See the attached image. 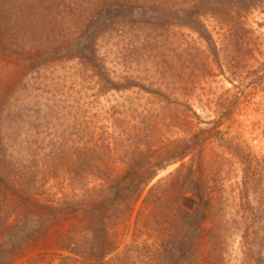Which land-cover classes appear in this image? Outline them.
<instances>
[{
	"label": "rangeland",
	"instance_id": "obj_1",
	"mask_svg": "<svg viewBox=\"0 0 264 264\" xmlns=\"http://www.w3.org/2000/svg\"><path fill=\"white\" fill-rule=\"evenodd\" d=\"M101 1L0 0V50L4 53L0 56V167L15 175L14 184L20 191L24 182L19 178L32 174L39 177L44 163L56 156L58 180L63 186H73L68 181L75 180L74 176L66 174V168L73 169L78 163L69 158L71 153H79L76 147L85 146L87 153L106 149L109 144L114 153H119L132 134L151 131L155 138L160 134L164 141L156 155L141 157L134 163L108 162L113 177L121 182L139 168L154 166L155 157L168 153L173 146L172 137H191L189 156L160 172L133 210L114 223L110 233L115 236L117 257L131 254L136 247L132 245L147 235L154 240L155 234L151 236L145 226L148 210L142 199L152 185L175 175L179 176L181 206L188 212L200 208L201 187L217 195L213 202L216 206L206 214L217 223L221 215L226 231L216 244L210 245L211 253L202 252V264H255L254 253L258 255L261 249L254 243V236L264 239V0H253L246 14L234 11L242 19H229L223 9L222 24L208 21L217 54L209 51L197 33L176 28L182 25L178 15L181 9H194L190 13L202 20V8H183L195 0H165L162 6L167 13L161 20L160 14L155 15L157 20L152 24L169 25L164 37L173 41L166 44L173 48L170 53L165 47L157 45L156 51L150 45L149 35L160 39L161 32L157 30L142 33V29H132L120 34L122 23L132 20L133 28L152 21L142 20L137 14L131 20L130 15L119 20L113 17H119L117 8H109L108 15L102 10L105 0ZM120 1L133 4L137 11L139 5L150 1L157 4V0ZM217 2L214 1L216 6ZM83 31L93 35L94 49L113 78L131 77L151 89H162L161 97L133 89L104 92L75 61L40 70V49L60 47ZM127 43L141 44L146 49L133 56L126 51ZM16 56H32L37 59L36 65L27 66L14 60ZM148 112L158 117L154 119ZM101 125L108 136L99 130ZM155 138L150 140H159ZM97 143L101 144L96 147ZM99 164L102 162L88 163L93 170ZM56 180L53 177L47 185L60 198L68 189L58 188ZM110 192L103 189V195ZM100 194H93L91 199ZM81 196L78 194L76 199ZM34 219L7 226L4 245L23 239L25 226L37 227ZM84 220L93 228L98 225ZM71 223L70 218L60 214V220L48 224L45 239L28 244L24 254L10 264H48L50 247L57 246V239H64ZM81 260L95 263V258L87 256Z\"/></svg>",
	"mask_w": 264,
	"mask_h": 264
},
{
	"label": "trees",
	"instance_id": "obj_2",
	"mask_svg": "<svg viewBox=\"0 0 264 264\" xmlns=\"http://www.w3.org/2000/svg\"><path fill=\"white\" fill-rule=\"evenodd\" d=\"M163 1L165 0H157V4L150 1L146 5H139V2L138 9L140 10L138 12L137 8L132 6L133 4H128L129 2L105 0L102 10L107 11L109 15V10H111L109 8H117L119 17H113L119 20L128 15L131 16V20L136 14L142 20H151V23L144 21L138 27L133 28L130 26L132 20L125 24L122 23L119 32L123 34L126 30L132 29L141 32L140 29H142V33H145L148 30H157L161 32L160 39H153L152 35H149L150 45L156 51L159 50L160 46L165 47L170 53L173 48L166 45L169 39L164 37L166 35L164 33L165 28L169 25L166 22L159 25L152 24L157 20L156 14L161 15V20L163 14L167 13L162 6ZM214 1L216 0H195L192 5L183 7L202 8V20L195 19L190 13L194 9L190 11L181 9L178 15L180 14V18L183 19L182 25L176 28H186L197 33L209 51L217 54L215 41L208 31V21L220 25L224 15L229 16L231 20L236 17L242 19L239 13L246 14L250 10L249 7L253 0H218L217 6ZM99 2L102 1L99 0ZM198 3L201 4V7H198ZM153 4L155 6L149 7ZM223 9H226L228 13L224 14ZM152 13L154 15L150 17ZM113 22L115 21L113 20ZM131 32L129 31V33ZM92 38V34L83 31V33L79 32L76 38L60 47L40 49V70L45 69L48 65L75 61L87 71V74L92 76L104 92L121 93L133 89L151 97H161L162 89H151L141 81L131 77L113 78L104 60L95 51ZM172 42L169 41V43ZM126 45L128 46L126 51L133 56L146 49L141 44L132 46L127 43ZM75 49L78 51L71 54V51ZM3 55L4 53L0 50V56ZM16 58L14 60L27 66H31L33 63L36 65L37 62V59L32 56H23V58L16 56ZM148 116L154 117V119L158 117L157 114L150 112H148ZM99 130L103 135L108 136L106 127L101 125ZM157 136L159 140L152 141L150 139L155 138V133L151 131L144 135L132 134L128 139L126 138V145L119 153H114L109 144L106 145V149L90 150L87 153L84 150L85 146L76 147L79 153L74 155L71 153L69 158L78 161V163L73 169L66 168V174L69 172L70 175L73 174L74 176L75 180L68 181V183L72 182L73 186L71 184L63 186L62 182L58 180L60 178L56 164L59 165V163H57L56 156L54 158L49 157V161L44 163V168L40 170L39 177L32 174L30 177L19 178L20 181L24 182L23 187L19 188L20 191L14 184L15 175H11L3 167H0V264H10L11 260L24 254L28 244L43 241L49 227L48 224L52 220H60V214L70 218L73 223L70 224V231L64 235V239H57V246L50 247L48 264H85L81 259L86 256L87 258H95L94 264H202V256L205 255H202V252L208 250L211 253L213 249L210 245L216 244L222 237L223 230L226 231L225 226L222 225L221 219L223 220V218L221 215L218 217L219 223H217L214 222L213 217L206 214L216 206V204L213 205V202L217 201V195H213L211 190L206 191L201 187L199 191L200 208L188 212L181 206L182 193H180L179 181L177 180L179 176L175 175H170L169 180H159L152 185L142 199L145 211L148 210L145 226L150 229L151 236L152 232L155 234L154 240L152 241L147 235L140 243L132 245L136 247L131 254L117 257L115 236L110 233L114 223L133 210L134 205L142 198L146 188L158 177L160 172L184 160L189 156L193 146L191 137H172L171 144L173 146L168 153L155 157L154 166L139 168L131 173L127 181L118 182V179L113 177V170L109 164L134 163L141 157L156 155L162 150L159 145L164 141L160 134ZM100 144L97 143L95 146L98 147ZM40 159L44 161L43 157ZM95 161H101L102 164L95 167V170L90 169L88 163ZM10 172L14 173V170ZM53 177L57 179L55 185L58 188L68 189L62 193L60 198L56 197L52 186L47 185V182ZM76 183L78 184L77 189L74 187L77 185ZM21 185L22 182L19 186ZM73 189H75L74 192ZM103 189L110 190V195H103ZM100 192L101 194L96 199H91L93 194ZM78 194H82V196L76 199ZM32 217L37 221V227L25 226L23 239L18 242L10 241L8 243L7 241V244L4 245L5 228L11 224L20 223L22 220H26L25 224L31 223ZM84 219L98 223V225L95 228L91 225L88 226ZM254 237V243H258V248L261 249L257 252L258 255L254 253V257L257 258L255 264H264V239L258 236ZM251 251L254 252L253 248Z\"/></svg>",
	"mask_w": 264,
	"mask_h": 264
}]
</instances>
